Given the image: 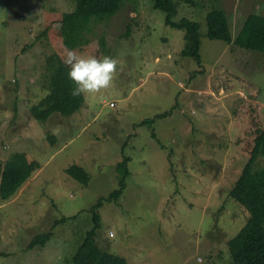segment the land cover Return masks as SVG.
<instances>
[{"label": "rangeland", "instance_id": "374dc122", "mask_svg": "<svg viewBox=\"0 0 264 264\" xmlns=\"http://www.w3.org/2000/svg\"><path fill=\"white\" fill-rule=\"evenodd\" d=\"M173 1L175 22L202 26V66L183 58L185 31L166 25L153 0H124L118 14L91 22L76 49L118 59L113 86L83 95L72 117L40 122L31 110L49 94L51 59L67 47L46 30L77 0H0V166L15 153L41 166L0 199V264H71L101 200L103 251L131 264H233L228 243L249 213L229 193L264 129V54L210 40L207 17L224 11L235 38L250 15L264 16V0ZM125 158L126 189L109 201ZM73 166L88 186L68 175ZM47 232L45 246L29 247Z\"/></svg>", "mask_w": 264, "mask_h": 264}, {"label": "trees", "instance_id": "16d2710c", "mask_svg": "<svg viewBox=\"0 0 264 264\" xmlns=\"http://www.w3.org/2000/svg\"><path fill=\"white\" fill-rule=\"evenodd\" d=\"M123 2L124 0H77L75 12L54 13L46 33L52 32L56 35L55 39H62L67 48L77 49L85 41L84 35L89 31L91 22L115 16L122 9ZM153 4L155 9L166 13V25L185 31L186 45L182 51L183 58L192 59L202 66L201 24L188 19L175 22L173 19L177 14V7L173 0H153ZM207 21L210 40L234 43L241 49L264 54V16L250 15L235 38L232 36L229 20L224 11L212 10ZM51 63L53 69L50 75L49 94L31 110L33 117L40 122L47 121L56 113L72 117L83 104V95L73 97L70 94L74 85L68 79L69 69L62 59L56 56L51 59ZM168 115L170 113L156 118ZM153 122L154 120H146L143 124L152 125ZM260 159H264V129L256 130L250 159L229 193L230 197L249 213L246 225L228 243L233 264H264V169L257 168ZM129 163L130 159L125 158L119 165L120 189L108 199L109 201H118L122 197L131 175ZM40 169L41 166L29 160L25 153H15L2 168L0 166V199L6 201L13 198ZM67 173L79 184L88 186L90 177L84 169L73 166ZM102 205L101 200L93 207L91 213L94 227L78 246L71 264H131L121 256L103 251L96 241L101 222L99 209ZM52 236V232L37 234L29 247L45 246Z\"/></svg>", "mask_w": 264, "mask_h": 264}, {"label": "clouds", "instance_id": "9594fccd", "mask_svg": "<svg viewBox=\"0 0 264 264\" xmlns=\"http://www.w3.org/2000/svg\"><path fill=\"white\" fill-rule=\"evenodd\" d=\"M62 62L68 67V79L73 83V97L96 96L113 86L120 61L112 56L97 57L67 47L63 50ZM203 264V258L197 259Z\"/></svg>", "mask_w": 264, "mask_h": 264}, {"label": "crops", "instance_id": "0c3cea01", "mask_svg": "<svg viewBox=\"0 0 264 264\" xmlns=\"http://www.w3.org/2000/svg\"><path fill=\"white\" fill-rule=\"evenodd\" d=\"M41 170V169H40Z\"/></svg>", "mask_w": 264, "mask_h": 264}]
</instances>
